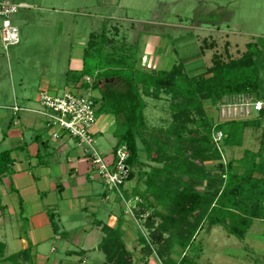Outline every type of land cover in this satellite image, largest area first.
Segmentation results:
<instances>
[{
    "label": "rangeland",
    "instance_id": "rangeland-1",
    "mask_svg": "<svg viewBox=\"0 0 264 264\" xmlns=\"http://www.w3.org/2000/svg\"><path fill=\"white\" fill-rule=\"evenodd\" d=\"M8 1L16 4L26 2L29 8L18 9L10 18L18 29L19 44L4 49L0 41V107L3 108H0V115H4L3 118L0 117V152L12 151L17 147V144H14L16 138L7 136L10 130L22 133L27 147L31 142L30 137L41 135L43 141L40 142L46 143L47 148L39 145L40 158L36 159V162L40 163L39 167H49L53 160H59L69 172L71 168L77 167V158H83L89 165V172H94L99 177L97 179L94 174L91 175L92 193L99 194L104 190L108 195V201L105 203L99 201L97 209L92 210V214L91 211L85 214L80 210L77 214L64 215L60 203L57 207L55 204L46 207L45 213L47 216L48 213L55 214L53 221L59 228L58 232H62L60 234L62 248L58 249L55 256L51 252L52 247H57L59 243L55 237L51 236L43 242H37L36 246L29 237L28 232L31 229L29 215L35 214V211H32L36 210L34 206L24 202L21 205L23 215H19V211H12L9 205H5V192L9 194L11 190L15 193L14 186L8 185L6 177L0 182V242L5 244V255L20 251L22 239L29 242L33 250L41 252L48 258L50 256L64 258L62 251L69 250L78 252L71 257L68 256L72 263L80 264L78 261L85 259L84 264H103L104 255L97 248L103 233L100 226L94 225V221L99 220L102 224L114 227L118 217L123 214L121 229L126 226L123 236L126 248L133 253V262L161 264L154 254L147 257L145 262L138 261L142 255V246L138 243L137 231L147 235L143 224L152 211L147 210L140 218L135 217L136 199L119 202L118 195L106 189L97 167L92 163V151L82 139L72 137L62 129L48 131L45 117L37 113L42 109L38 101L39 91L45 87L49 93L61 95L66 89L77 90L72 88L68 77L75 76L78 70L70 68L72 64L77 63V59H80L82 65V55L79 52L83 53L90 34H94L96 38L101 34L107 36L109 46H106L105 52L111 51L110 47L121 49L122 53L134 52L138 69L147 72L153 69L169 70L173 65L182 63L188 75L203 74L211 66L214 55L223 61L238 59L247 51L248 44L257 43L258 39L264 38V0ZM113 82H108L112 85L111 88L118 90L123 88L121 83L112 84ZM84 95L90 98L99 96L96 89H88ZM144 100L147 127L166 128L172 121L168 96L161 94L158 100L151 98ZM14 105H18L21 111L14 113L12 110ZM225 108L226 106L214 109L207 103L204 106L205 114L213 125L233 116H238L233 117L236 120L251 118L241 107L235 106L227 110ZM255 114H252L253 117ZM113 119L107 121L105 115H99L96 124L106 121L105 124L100 131L95 130L96 124L92 127L95 132L92 145L102 157L109 160L116 143L113 136ZM13 120L18 122L16 127L12 126ZM263 129L264 117L258 127H247L242 131L240 146L224 148L222 161L224 163L237 161L244 156L245 151H258ZM52 131L57 132V139L51 137ZM2 136L5 137L4 141ZM59 143H65L67 148L60 152ZM46 150L49 155H46ZM262 154L264 156V148ZM140 157L144 158V155L141 154ZM205 164L212 168L211 172L216 171L212 167L214 162ZM140 170L134 169L137 175L130 186L140 181L138 177ZM70 172L75 170L72 169ZM62 177L63 175H59L58 180L50 177L49 180L53 179V184L57 187H65L66 181L71 186V181ZM129 183L130 181H126L122 187L124 196L125 192L128 196L131 195L132 188L130 186L127 188ZM138 184L143 189L141 181ZM2 188L6 191L4 192ZM44 192L41 190L40 197L45 195ZM56 193L59 197L58 190ZM16 196L19 200L17 193ZM109 212L115 216L110 218ZM47 218L49 220V216ZM156 221L158 222V219ZM88 224L93 228V234L92 238L90 235L91 239L85 242V235L82 236L80 232L86 229ZM73 236L75 240L79 238L76 245L75 242L70 243ZM67 237L70 238L69 242L65 240ZM194 245L198 264H264V222L255 221L242 240L228 235L220 226L208 228L204 225ZM179 251L177 248L172 254L175 260L178 259Z\"/></svg>",
    "mask_w": 264,
    "mask_h": 264
},
{
    "label": "trees",
    "instance_id": "trees-1",
    "mask_svg": "<svg viewBox=\"0 0 264 264\" xmlns=\"http://www.w3.org/2000/svg\"><path fill=\"white\" fill-rule=\"evenodd\" d=\"M94 36L89 35L83 49L81 69L68 81L83 95L96 89L99 96L91 97L95 115L113 116L116 143L112 155L121 146L128 152L125 183L134 180L135 168L141 169L138 177L143 189L138 181L130 196L121 190L124 201L118 195L119 202L136 199L135 217L152 211L143 224L147 235L137 231L142 246L138 261L145 262L154 254L161 264H198L194 242L204 225L220 226L228 235L244 239L255 221L264 222V129L258 151H245L241 159L225 163L222 152L225 147L240 146L242 131L258 127L264 117V38L248 44L238 59L223 61L214 55L203 74L191 76L182 63L169 70L138 69L134 52L122 53L114 47L105 52L107 36ZM110 81L121 83L123 88H111ZM161 94L169 98L172 121L164 129L148 128L144 98L158 100ZM233 95H248L263 107L254 117L213 125L205 114V103L215 109ZM218 131L222 139L216 142L214 133ZM10 154L11 150L0 152V182L13 173ZM208 162L215 163L212 167L216 171L211 172L205 164ZM54 215L48 213L49 223L58 233ZM122 217L114 227L94 221L103 233L97 246L104 255L103 264H135L133 253L126 248ZM177 248L180 251L175 260L172 254ZM77 253L70 251L68 255ZM32 254L29 245L6 256L5 244L0 242V262L34 264Z\"/></svg>",
    "mask_w": 264,
    "mask_h": 264
},
{
    "label": "crops",
    "instance_id": "crops-1",
    "mask_svg": "<svg viewBox=\"0 0 264 264\" xmlns=\"http://www.w3.org/2000/svg\"><path fill=\"white\" fill-rule=\"evenodd\" d=\"M20 3V2H19ZM26 4V6L29 8V5L26 2H23ZM155 37V36H153ZM156 38V37H155ZM80 55H82L81 52H79ZM79 56V55H78ZM78 58V57H77ZM80 58V57H79ZM76 64L71 65V70H80L82 65L80 64V59H77ZM45 88V87H42ZM1 108V107H0ZM3 109V108H1ZM0 117H4V115H0ZM105 118H107V121L112 118V115H105ZM114 120V119H113ZM12 121V120H11ZM106 121H104L102 124H99L97 128H102L103 125L105 124ZM18 122L13 120L12 126L16 127ZM17 132V133H16ZM6 136V135H5ZM7 136L9 138H16L14 144H17L16 149L14 148L11 151V158L13 159V165H12V174L8 178H6V182L9 184H12L14 186V192L10 190V193L8 194L5 192L6 190L2 188V190L5 192V205L10 206L12 211H19V215H23V211L20 214V208H19V203L21 205L24 202H28L31 206H34L36 210L34 215H29V220H30V225L31 229L29 230V237L32 239L33 243L35 246L37 245V242H43L49 237L53 236L55 240H59L57 247H52V253L57 256V251L58 249L62 248L61 244V237H60V232L54 233L51 230V226L48 220L47 213H45L46 207L50 205H56L61 204L62 206V213L65 214H77L78 212L83 211L85 214L89 213L92 210L97 209V204L100 201L101 203H104L108 201V195L107 193L103 190L99 194H93L92 189L90 186H92V177L91 175L94 174V172L90 173L89 170V165L83 158H77L76 164L77 167L71 168L75 170V172H67V170L64 168L65 166L60 163V161L53 160L52 164L49 167H39V164L36 162V159L40 155V148L39 145L41 144L44 149L47 148L45 146V143L40 142L43 141L41 135H33L30 137L31 142L28 143L27 147V142L24 139V136L22 133L18 131H12L7 132ZM2 136V141L5 140V137ZM37 137V138H36ZM58 145V144H56ZM58 148L60 149V152L63 149H66L67 147L65 146V143H59ZM15 153H18L15 155ZM46 155H49L48 151L46 150ZM51 156V155H50ZM68 162V159H67ZM63 175V179H68L71 181V186H69L65 181V187H57L53 184V179L55 178L58 180V176ZM47 176V179H46ZM96 176L98 179V175L96 173L93 175ZM53 178L52 180H49V178ZM61 178V179H62ZM3 179V180H4ZM10 180V182H9ZM48 180V181H47ZM133 181V180H132ZM127 186V188L130 186L131 182ZM6 183V184H7ZM7 185V186H8ZM135 185L130 186V188H133ZM45 191V195L43 197H40V192ZM58 190L59 197L57 196L56 191ZM16 193L19 195V200H17ZM16 208V209H14ZM100 208H98L99 210ZM105 213H102L104 215ZM115 215L109 212V217H114ZM110 223V219L108 224ZM89 225V224H88ZM110 225V224H109ZM50 226V228H49ZM111 227L113 225H110ZM126 227V226H125ZM124 227V228H125ZM124 228L122 229L123 235H124ZM80 234L83 236L85 235V242H88L92 238L93 234V228L91 226L86 225V229L80 232ZM79 234V235H80ZM91 235V238H90ZM125 237V236H123ZM79 238H76L73 236L71 238L67 237L65 238L66 241H70V243L75 242V245L79 243L78 241ZM21 245L22 249L27 248L30 244L27 241H24L21 239ZM31 246V245H30ZM21 249V250H22ZM31 251L33 253V261L37 264H75L71 262L69 259L68 252L69 250H63V257L61 258H55L50 256L45 257L41 252L35 251L31 248ZM75 252V251H74ZM65 255H67L65 257ZM74 255L71 254L70 257ZM85 260V259H84ZM84 260L78 261L80 264L83 263ZM78 264V263H76ZM84 264V263H83Z\"/></svg>",
    "mask_w": 264,
    "mask_h": 264
},
{
    "label": "built area",
    "instance_id": "built-area-1",
    "mask_svg": "<svg viewBox=\"0 0 264 264\" xmlns=\"http://www.w3.org/2000/svg\"><path fill=\"white\" fill-rule=\"evenodd\" d=\"M25 7H27L25 4L0 0V41L4 49L19 43L18 29L12 24L10 18L18 12V9ZM38 101L42 109L37 113L45 117L48 131L62 129L72 137L82 139L83 143L89 146L92 151V163L97 167L106 189L115 192L124 201L120 187L125 185L127 178V167L124 162L128 157V152L124 146H121L116 149L115 155H112L111 160H109L102 157L92 145L95 136L92 127L95 126L98 117L95 115L96 107L93 100L78 90L66 89L61 95H54L44 88L39 91ZM222 102L218 108L226 106L225 110H227L235 106L241 107L249 117L263 107L262 102L252 101L248 95H233L226 97ZM12 110L14 113L21 111L16 105L12 107ZM233 117L230 119H235ZM101 129L95 127V130L100 131ZM50 135L53 139L58 138L56 131H52ZM221 139L222 133L220 131L214 133V141L219 142Z\"/></svg>",
    "mask_w": 264,
    "mask_h": 264
}]
</instances>
